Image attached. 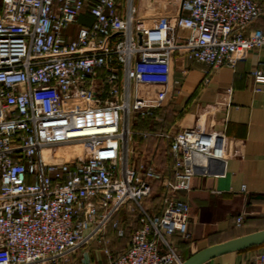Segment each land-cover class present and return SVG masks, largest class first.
Returning <instances> with one entry per match:
<instances>
[{
	"label": "built area",
	"instance_id": "obj_1",
	"mask_svg": "<svg viewBox=\"0 0 264 264\" xmlns=\"http://www.w3.org/2000/svg\"><path fill=\"white\" fill-rule=\"evenodd\" d=\"M1 3L0 264H66L98 241L107 264H183L173 238L192 239L191 208L177 194L226 161L227 136L197 125L168 137L166 180L154 161L133 162L132 120L168 105L179 55L205 66L207 82L264 48V29L254 28L264 0H182L172 25L141 27L134 0ZM81 16L92 21L65 36ZM252 76L264 92L262 72ZM104 144L115 149L99 151ZM159 182L162 211L150 214L142 201ZM135 207L139 228L115 256L107 235L125 237L132 226L118 216Z\"/></svg>",
	"mask_w": 264,
	"mask_h": 264
},
{
	"label": "crops",
	"instance_id": "obj_2",
	"mask_svg": "<svg viewBox=\"0 0 264 264\" xmlns=\"http://www.w3.org/2000/svg\"><path fill=\"white\" fill-rule=\"evenodd\" d=\"M127 1L123 0V5ZM134 5L159 15L176 7L178 15L182 0H134ZM206 70L205 66L178 56L174 71L180 85L167 105L178 119L174 129L159 140L154 160L164 178L171 180L174 163L168 156V137L173 130L200 125L206 131L224 130L227 136L226 161H212L208 173L194 177L189 192L177 194L191 208L192 239L173 238L184 261L211 246L264 231V92L258 91L261 86L252 76L256 70L264 75V48L250 51L235 69L213 70L207 82ZM158 184L165 193V182ZM243 186L247 193L241 191ZM241 215L244 224L238 229L235 221ZM263 254L264 244L219 256L205 264H256L257 257ZM98 255L89 250L79 251L66 264L74 258L84 264L87 260V264H107L108 260Z\"/></svg>",
	"mask_w": 264,
	"mask_h": 264
},
{
	"label": "rangeland",
	"instance_id": "obj_3",
	"mask_svg": "<svg viewBox=\"0 0 264 264\" xmlns=\"http://www.w3.org/2000/svg\"><path fill=\"white\" fill-rule=\"evenodd\" d=\"M2 13V3L0 0V15ZM177 15V9L176 7H173V9L166 13V15H159L157 12H147L146 10L137 8V17L135 19V23L137 22V27L143 26L145 23H148L149 25H164V24H170L172 25L175 17ZM90 17L81 16L77 23L71 26L67 31H65V36H75L79 30V28L83 25H89L91 22ZM153 120H149L146 118H134L132 120V141H131V149H132V157L133 162L135 164H139L143 160H152L154 161L156 158V153L158 152V147H160L159 140L162 139L164 133L163 132H155V135L153 136V139L150 141L149 139H144V133L147 132L152 126ZM174 133V132H173ZM175 134V133H174ZM151 136V137H152ZM154 140V141H153ZM153 142V143H152ZM109 144H104L100 146L99 151L106 152V149H108ZM79 149H86L85 147H75L73 150H79ZM100 154V152L98 153ZM163 193L161 192V186L158 183L153 184V192L150 198H144L142 201V206L150 213V214H159L160 210L162 208V198ZM136 210L134 211H128L127 208L123 209L121 212L122 221L124 223L130 224L132 228L136 227L138 225L139 220V208L135 207ZM131 228V227H130ZM107 237L111 240V251L115 255V250L113 249V243L121 241L119 240L113 232H110ZM103 243L96 242L94 243L88 250L90 253L99 254L98 256H101V258H104L106 261L107 257L103 250ZM121 248V246H119ZM118 249V248H117ZM119 250V249H118ZM108 263V262H107ZM70 264H84L82 260H79L77 258H74Z\"/></svg>",
	"mask_w": 264,
	"mask_h": 264
},
{
	"label": "trees",
	"instance_id": "obj_4",
	"mask_svg": "<svg viewBox=\"0 0 264 264\" xmlns=\"http://www.w3.org/2000/svg\"><path fill=\"white\" fill-rule=\"evenodd\" d=\"M254 28L255 29H264V17L259 19L254 24ZM146 119H149L150 121L153 120V123H154V125L152 124L153 127H151L147 132L151 133L152 135H155L156 134L155 132H163L164 134H166V133H168V131L172 130V128L174 129L175 123L178 119V115L169 105L163 109L156 111L152 117H148ZM179 131L180 130H173V132L175 134H177ZM174 133L172 134V136L175 135ZM161 211H162V208L160 210V213H161ZM118 220H120V221L123 220L121 217V214L118 216ZM138 228H139L138 225L135 228L134 227L129 228L126 232L125 237L118 238L121 241L113 243V249L115 250L114 251L115 256L119 255L120 253L124 252L127 249L133 232L135 230H137ZM182 241H184V240L182 239ZM119 246H121V248H119ZM110 248L112 249L111 246H110Z\"/></svg>",
	"mask_w": 264,
	"mask_h": 264
},
{
	"label": "water",
	"instance_id": "obj_5",
	"mask_svg": "<svg viewBox=\"0 0 264 264\" xmlns=\"http://www.w3.org/2000/svg\"><path fill=\"white\" fill-rule=\"evenodd\" d=\"M262 244H264V231L245 235L219 245L211 246L197 253L187 261H184L183 264H205L219 256L233 252L243 251Z\"/></svg>",
	"mask_w": 264,
	"mask_h": 264
},
{
	"label": "bare ground",
	"instance_id": "obj_6",
	"mask_svg": "<svg viewBox=\"0 0 264 264\" xmlns=\"http://www.w3.org/2000/svg\"><path fill=\"white\" fill-rule=\"evenodd\" d=\"M108 148H109L108 150H109L110 152H112V149H111V148H114V149H115V145H113V144H109V145H108Z\"/></svg>",
	"mask_w": 264,
	"mask_h": 264
}]
</instances>
